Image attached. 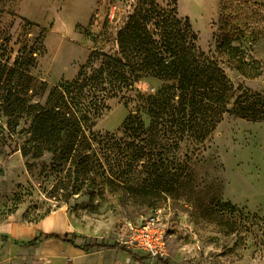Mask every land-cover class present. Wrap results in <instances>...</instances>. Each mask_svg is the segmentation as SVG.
<instances>
[{"label": "rangeland", "instance_id": "374dc122", "mask_svg": "<svg viewBox=\"0 0 264 264\" xmlns=\"http://www.w3.org/2000/svg\"><path fill=\"white\" fill-rule=\"evenodd\" d=\"M155 1L163 8L175 5L176 17L188 20L195 46L223 69L235 96L257 94L264 102V0H227L232 24L241 31L233 45L250 63L247 69L262 73L255 79L216 54L220 0ZM136 6L137 0H0V65L20 67L48 89L73 82L82 67L87 74L100 68L99 55L117 57V31ZM162 85L141 78L106 99V108L91 117L92 132L113 137L122 149L129 141L126 118L139 115L147 126L144 102ZM18 124L10 127L0 113V264H148L119 242L126 225L142 220L150 207L166 215L168 256L158 264H264V121L223 115L205 141H183L165 155L170 164L163 186L135 196L110 181L115 167L129 163L117 149L93 144L100 165L91 170L94 183L75 190L74 168L31 143L27 120ZM120 179L143 187L150 182L140 167ZM57 210L65 225L58 236L68 242L46 239L36 228Z\"/></svg>", "mask_w": 264, "mask_h": 264}, {"label": "trees", "instance_id": "16d2710c", "mask_svg": "<svg viewBox=\"0 0 264 264\" xmlns=\"http://www.w3.org/2000/svg\"><path fill=\"white\" fill-rule=\"evenodd\" d=\"M220 1L215 39L218 58L245 78L260 77L259 70L247 69L250 63L233 45L240 40L241 31L232 24L231 2ZM235 15L239 16L238 12ZM195 40L188 20L176 17L175 5L163 8L155 0H137L134 12L117 31V57L99 55L100 68L87 74V67H82L73 82L48 89L46 83L36 81L20 67L0 65V113L10 127L16 128L19 121L27 120L31 143L51 152L54 162L74 168L78 176L75 190L87 180L94 183L91 170L99 165L92 151L96 143L106 150L117 149L118 156L129 162L111 171V182L134 196L137 192L156 191L168 175L170 163L165 155L177 151L179 143L189 139L205 141L225 114L247 122L264 121V102L259 95L235 96L236 89L223 69L198 50ZM147 77L163 83L160 91L144 102L150 122L145 126L139 115L128 116L123 134L129 141L119 150L113 137L102 138L92 132L91 117L106 108V99L116 98L136 80ZM163 140L169 144H161ZM154 158H158L157 162ZM139 167L148 172V186L122 182V175ZM67 176L70 180V174ZM45 238L68 242L56 234ZM89 249L82 248L85 252Z\"/></svg>", "mask_w": 264, "mask_h": 264}, {"label": "built area", "instance_id": "2783aa9c", "mask_svg": "<svg viewBox=\"0 0 264 264\" xmlns=\"http://www.w3.org/2000/svg\"><path fill=\"white\" fill-rule=\"evenodd\" d=\"M165 220L162 208H151L142 220L126 225V235L120 245L127 252L145 256L148 264L164 261L168 256Z\"/></svg>", "mask_w": 264, "mask_h": 264}, {"label": "crops", "instance_id": "0c3cea01", "mask_svg": "<svg viewBox=\"0 0 264 264\" xmlns=\"http://www.w3.org/2000/svg\"><path fill=\"white\" fill-rule=\"evenodd\" d=\"M63 213L60 210L54 211L52 213H49L47 217H45L43 220H41L40 222H38L37 225V230H40L46 234H56L59 235L61 233H63L65 225H63ZM52 226V228L46 229L45 226H48L49 223ZM26 231H28L31 234H34V232L36 231L35 229H27Z\"/></svg>", "mask_w": 264, "mask_h": 264}, {"label": "bare ground", "instance_id": "6f19581e", "mask_svg": "<svg viewBox=\"0 0 264 264\" xmlns=\"http://www.w3.org/2000/svg\"><path fill=\"white\" fill-rule=\"evenodd\" d=\"M49 225L48 226H45L46 229H49V228H52L53 225L50 224V222H48Z\"/></svg>", "mask_w": 264, "mask_h": 264}]
</instances>
